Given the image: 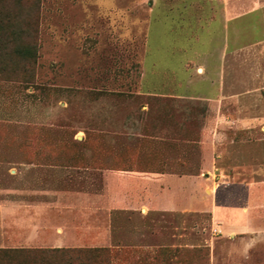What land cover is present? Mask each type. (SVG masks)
Here are the masks:
<instances>
[{"label": "rangeland", "instance_id": "obj_1", "mask_svg": "<svg viewBox=\"0 0 264 264\" xmlns=\"http://www.w3.org/2000/svg\"><path fill=\"white\" fill-rule=\"evenodd\" d=\"M8 2L9 11L36 17L38 57L29 83L0 80V235L10 232L7 204L76 202L86 181L89 201L107 203L100 172L82 174L101 169L102 156L113 169L118 153L183 156L195 172L215 141L231 181L262 178L264 0ZM220 87L224 128L216 131ZM246 116L253 128H232ZM94 211L93 239L106 229L113 246H126L102 253L113 264H211L212 255L264 264L261 244L245 258L238 240L215 239L209 216L192 209ZM36 250H0V264H42L29 258ZM44 254L63 263L71 253Z\"/></svg>", "mask_w": 264, "mask_h": 264}, {"label": "crops", "instance_id": "obj_2", "mask_svg": "<svg viewBox=\"0 0 264 264\" xmlns=\"http://www.w3.org/2000/svg\"><path fill=\"white\" fill-rule=\"evenodd\" d=\"M217 62L219 66V59ZM220 79L221 73L218 72L214 82L219 83ZM221 92L220 87L215 91L213 99L216 131L224 128L220 125L223 123ZM255 120L250 116L237 118L232 120V128H253L257 122ZM155 140L166 145L174 142L173 139L163 137H156ZM216 149L214 141L205 155L207 166H200L195 172L187 164L189 159L183 156L174 160L162 157L161 154L118 153L111 160L112 164L117 163L116 169L106 165V159L102 156L101 169L87 166L82 174L100 172L99 176L106 179L102 188L107 203L97 207L89 201L92 197L89 198L87 190L93 184L86 181L85 186L75 192L79 198L76 202L7 204V209L12 212L9 211L3 218V226L10 232L0 235V242L3 243L0 250L85 247L121 249L126 246H113L106 229L93 239L91 225L94 210L185 212L192 209L195 213L209 216L215 239L238 240L237 250L246 258L257 245L264 247V169H260V180L231 181L230 171L217 165L219 159L222 160L223 152L217 154ZM191 178L196 179V187H190ZM94 240L98 243L93 244ZM211 264L227 263L216 262L212 255Z\"/></svg>", "mask_w": 264, "mask_h": 264}, {"label": "trees", "instance_id": "obj_3", "mask_svg": "<svg viewBox=\"0 0 264 264\" xmlns=\"http://www.w3.org/2000/svg\"><path fill=\"white\" fill-rule=\"evenodd\" d=\"M8 0H0V80H26L29 83L37 63L38 48L37 19H28L20 13L8 10ZM33 20V21H32ZM20 81V80H19ZM71 253L63 263H57L54 258H46L44 253ZM111 253L108 248H76V249H40L30 251L29 258L41 260L42 264H90V261H100L101 264H113V257H102V253ZM48 259L47 261L42 260ZM57 258V257H55ZM41 264V262H40Z\"/></svg>", "mask_w": 264, "mask_h": 264}]
</instances>
